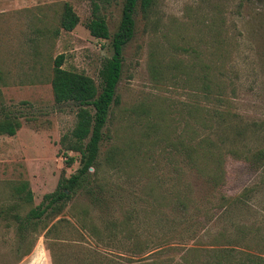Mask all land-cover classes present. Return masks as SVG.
Returning a JSON list of instances; mask_svg holds the SVG:
<instances>
[{"label":"rangeland","instance_id":"374dc122","mask_svg":"<svg viewBox=\"0 0 264 264\" xmlns=\"http://www.w3.org/2000/svg\"><path fill=\"white\" fill-rule=\"evenodd\" d=\"M65 2L78 17L70 31L59 28ZM91 2L0 0V119L20 123L13 135H0V207L13 202L11 184L25 180L32 201L20 206L23 214L78 168L79 155L63 154L60 143L76 106L53 101L50 78L62 54L64 69L99 85L111 46L84 25ZM122 2L99 5L110 35ZM133 21L99 144L100 189L93 190L101 201L77 192L58 217L107 264L264 263V157L252 158L264 155V0H153L144 12L137 3ZM108 149L112 159L104 163ZM82 209L86 223L113 224L115 237L96 244L70 217ZM5 220L0 215V264H52L50 254L77 264L82 257L64 233L57 247L40 231L18 241Z\"/></svg>","mask_w":264,"mask_h":264},{"label":"trees","instance_id":"16d2710c","mask_svg":"<svg viewBox=\"0 0 264 264\" xmlns=\"http://www.w3.org/2000/svg\"><path fill=\"white\" fill-rule=\"evenodd\" d=\"M108 1L92 0L91 17L84 24L91 36L110 39L111 55L103 60L98 70L99 85L96 86L94 81L83 73L64 69L62 54H57L52 60L50 88L53 101L58 104L72 102L76 106L74 124L68 135L61 138L60 143L63 154L73 151L79 155L78 168L67 177L60 176L55 188L51 192L44 193L39 203L23 214H20L18 210L22 204L32 201V192L25 180L11 184L10 193L13 202L8 207H0V215L6 219V224L14 225L18 241L22 240L26 232L38 233L40 231L48 240L49 247L63 245L58 241L60 233L66 234L63 236L65 239H70L72 242H76L75 244L81 245L79 241H83L82 236L75 225L69 219L58 216L77 192L87 195L92 204L101 201L95 195L93 186L97 190L100 189V184L94 181L101 165L98 160L99 144L102 139V128L107 122L112 106L117 103L115 87L120 76L122 47L133 34V14L137 3L141 11L144 12L149 9L153 0H123L120 19L111 35L104 18L98 14L99 5ZM77 22L78 17L71 6L66 2L63 3L59 28L70 31ZM205 81L204 88L207 90L209 79L205 78ZM223 114L216 111L214 113L217 117H222ZM19 126L20 123L16 116L5 115L0 119V135L11 136ZM112 154L113 150L111 149L105 151L104 163H110ZM263 157L262 151H258L252 156L255 162H259ZM65 159L67 164L72 161V158L68 156ZM88 168H92L91 173L88 172ZM211 178L216 179L214 175ZM70 217L80 230L85 231L100 246H104L108 239L115 237L110 230L113 224L111 226L103 223L101 227H97L95 224L86 223V210L84 209L81 210V214L70 212ZM79 247L82 257L77 258L79 261L77 264H107L104 255L95 248L83 245ZM50 256L52 264H61L60 256L54 254H50ZM243 264L264 263L246 258Z\"/></svg>","mask_w":264,"mask_h":264}]
</instances>
